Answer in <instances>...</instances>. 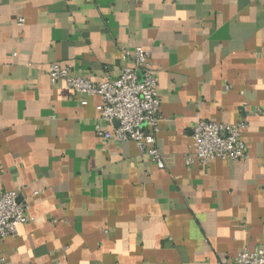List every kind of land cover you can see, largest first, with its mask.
I'll use <instances>...</instances> for the list:
<instances>
[{
	"label": "crops",
	"instance_id": "obj_1",
	"mask_svg": "<svg viewBox=\"0 0 264 264\" xmlns=\"http://www.w3.org/2000/svg\"><path fill=\"white\" fill-rule=\"evenodd\" d=\"M148 51L163 169L95 133L98 84ZM198 119L245 120L246 157L185 163ZM106 128L108 125L103 124ZM0 189L30 220L6 264H234L264 248V0H0Z\"/></svg>",
	"mask_w": 264,
	"mask_h": 264
},
{
	"label": "built area",
	"instance_id": "obj_2",
	"mask_svg": "<svg viewBox=\"0 0 264 264\" xmlns=\"http://www.w3.org/2000/svg\"><path fill=\"white\" fill-rule=\"evenodd\" d=\"M125 65L115 79L95 84L81 76H73L69 67L50 64L47 74L52 82L62 81L68 90L78 95H98L99 117L95 133L104 140L133 141L138 150L146 154L160 169L165 158L157 147L156 134L163 117L157 94L158 78L151 65L148 51L141 47L123 49ZM108 125L109 128L103 126ZM245 120L234 124L198 119L191 127V143L187 165L197 161L207 164L214 159L236 160L246 155L241 130ZM29 205L14 190L0 189V241L16 236L18 227L30 220ZM0 264H6L0 257ZM234 264H264V248H243Z\"/></svg>",
	"mask_w": 264,
	"mask_h": 264
}]
</instances>
